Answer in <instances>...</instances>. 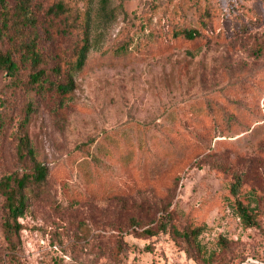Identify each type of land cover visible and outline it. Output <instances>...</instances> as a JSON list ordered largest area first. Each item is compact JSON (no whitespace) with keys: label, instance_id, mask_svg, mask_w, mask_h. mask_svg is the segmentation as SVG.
Listing matches in <instances>:
<instances>
[{"label":"rangeland","instance_id":"obj_1","mask_svg":"<svg viewBox=\"0 0 264 264\" xmlns=\"http://www.w3.org/2000/svg\"><path fill=\"white\" fill-rule=\"evenodd\" d=\"M53 1L32 0L48 66L71 56L86 10L92 48L63 101L26 83L28 64L21 84L0 72V177L31 167L17 149L28 108L49 168L14 244L0 199V264H264V0H110L109 20L81 0L68 24L48 19ZM237 175L258 227L235 209ZM166 214L200 228L202 252L160 228Z\"/></svg>","mask_w":264,"mask_h":264},{"label":"trees","instance_id":"obj_2","mask_svg":"<svg viewBox=\"0 0 264 264\" xmlns=\"http://www.w3.org/2000/svg\"><path fill=\"white\" fill-rule=\"evenodd\" d=\"M81 0H55L46 9L48 19L56 20L65 18V24L76 21L79 17L75 10V4ZM85 4L91 0H83ZM110 0H100V16L108 19L114 13L109 9ZM86 19L80 25L82 36L74 44L71 56L65 59L63 55L56 53L54 65L48 66L50 59L46 57L40 48L42 35L39 32V20L33 7L32 0H16L9 4L7 0H0V72H6L16 84H21L19 79L21 62L28 64L30 71L26 76V83L40 96L55 95L63 101L76 88L75 75L85 66L89 52L92 48L90 38L91 22L90 12L86 10ZM206 23L203 24V26ZM66 26V25H65ZM71 31L69 28H62ZM173 36L184 37L190 41L202 36L199 27L186 28L174 31ZM8 43V46L5 43ZM51 72L56 76L52 78ZM31 108H28L20 123V134L17 149L23 160L29 158L32 162L28 171L23 173H11L0 177V199L6 211L4 231L10 242L14 244L22 225L18 218L24 216L29 206L30 196L42 194L47 183L49 168L46 164L37 160L34 148L27 133V125L30 120ZM242 176L237 175L231 182V193L236 197L235 209L245 227H258L259 216L254 207L240 198L242 194ZM184 238L189 244L202 252L197 242L200 228L188 223L183 231L172 224L170 214L161 217L160 228H168ZM146 233L154 234L152 229H146ZM19 239V238H18Z\"/></svg>","mask_w":264,"mask_h":264}]
</instances>
